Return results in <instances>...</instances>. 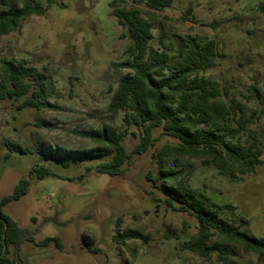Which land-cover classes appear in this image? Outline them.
Masks as SVG:
<instances>
[{
	"label": "rangeland",
	"instance_id": "1",
	"mask_svg": "<svg viewBox=\"0 0 264 264\" xmlns=\"http://www.w3.org/2000/svg\"><path fill=\"white\" fill-rule=\"evenodd\" d=\"M136 6L167 41L179 44V36L192 34L216 42L218 56L206 76L225 100L232 96L245 106V118L252 121L242 139H260L263 150L254 172L236 180L199 157L172 153L161 161L164 145L178 143L162 127L154 130L148 149L133 153L140 140L135 126L137 136L122 140L131 153L123 173L97 170L113 152L83 134L105 125L125 129L123 113H112L108 105L120 77L131 72L121 63L130 57L132 41L113 12ZM262 6L264 0H175L156 10L135 0H54L44 15H32L0 35V74L3 60L25 59L47 75L48 100L56 106L18 109L21 100L0 101V141L8 137L24 148L10 151L0 143V202L22 179L30 181L27 193L2 205L34 236L21 242L27 264H221V249L231 264H264V253L246 251L216 232L208 243L217 250L207 257L192 251L188 245L197 238L199 221L193 212L169 206L163 191L168 184L204 193L222 206L221 217L264 241ZM42 166L49 172L39 178ZM163 168L177 173L166 183ZM48 237L59 238L63 247L43 244Z\"/></svg>",
	"mask_w": 264,
	"mask_h": 264
},
{
	"label": "trees",
	"instance_id": "2",
	"mask_svg": "<svg viewBox=\"0 0 264 264\" xmlns=\"http://www.w3.org/2000/svg\"><path fill=\"white\" fill-rule=\"evenodd\" d=\"M54 0H0V35L15 31L23 20L32 15H44ZM156 10L171 7L175 0H135ZM264 14V6L261 7ZM191 11V8L188 9ZM114 15L126 28V35L132 41L126 49L130 57L121 65L131 69L123 74L110 99L108 109L114 114L123 113V131L105 125L98 130L83 134L95 144L104 146L112 157L97 166V170L109 175L123 173V165L131 156L122 140L130 134L137 136L131 127L135 126L140 140L133 153H141L151 146L153 132L162 127L164 134L178 140L177 144L164 145L160 157L168 154L199 157L206 166L214 167L219 174L232 179H242L254 172L262 162L263 150L260 139H242L241 132L249 128L251 119L245 118V106L235 97L224 99L223 92L212 85L206 72L214 65L218 56L217 44L213 39L199 35L179 36V44L167 41L163 35L157 36L155 26L144 17L141 7H117ZM171 71L170 74L167 72ZM230 96L229 92L226 93ZM21 100L18 109L32 107L38 110L56 108L51 103L48 90V77L30 66L25 59L19 62L5 59L1 65L0 101ZM10 151H24L16 140L4 137L2 142ZM102 155L103 150H98ZM97 152L91 153L96 155ZM9 155V153H8ZM70 163L71 160H64ZM37 173L43 178L49 172L45 166ZM163 168L161 178H174ZM151 177V174H148ZM157 180L156 178H153ZM30 185L25 178L16 186L12 195L0 202V264H27L20 255L24 238L34 240L32 232L22 229L18 222L2 210V205L17 200L27 193ZM169 206L180 211L193 212L199 221L197 238L189 248L203 257L216 249L209 245L214 232L229 241L243 246L246 251L264 253V241L242 231L240 226L228 222L220 216L222 206L206 194L172 187L166 184L163 189ZM56 241L63 247L59 238L48 237L42 243ZM90 251L91 242L85 244ZM6 247V250H5ZM221 249L219 262L231 264ZM223 252V253H222Z\"/></svg>",
	"mask_w": 264,
	"mask_h": 264
},
{
	"label": "water",
	"instance_id": "3",
	"mask_svg": "<svg viewBox=\"0 0 264 264\" xmlns=\"http://www.w3.org/2000/svg\"><path fill=\"white\" fill-rule=\"evenodd\" d=\"M0 213H1V210H0ZM5 250H6V247H5Z\"/></svg>",
	"mask_w": 264,
	"mask_h": 264
}]
</instances>
